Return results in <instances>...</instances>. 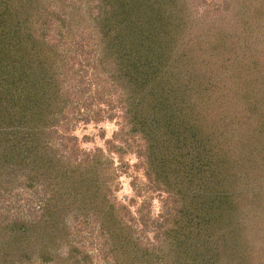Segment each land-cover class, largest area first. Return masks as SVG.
Here are the masks:
<instances>
[{
  "label": "trees",
  "instance_id": "16d2710c",
  "mask_svg": "<svg viewBox=\"0 0 264 264\" xmlns=\"http://www.w3.org/2000/svg\"><path fill=\"white\" fill-rule=\"evenodd\" d=\"M171 1L0 0V191L23 175L31 185L41 183L44 201L28 223L1 218L0 264L34 255L40 264H92L71 236L84 216L107 236L101 256L108 264H264L246 261L256 240L242 234L250 228L239 215L234 180L241 179L228 167L243 166L251 185L264 179V77L253 64L256 77L240 79L242 88L185 81L182 68L193 67L192 53L206 46L172 58L180 28L166 14ZM223 37L218 33L215 42ZM241 48L251 46L241 42ZM86 49L100 66L92 78L108 95L102 103L112 111L117 94L121 125L137 141L145 174L167 194L155 217L128 209L126 217L116 215L102 148L63 153L57 146L64 143L61 116L73 111L72 94L79 91L70 86L82 81L67 69L62 51L86 55ZM261 192H253V202Z\"/></svg>",
  "mask_w": 264,
  "mask_h": 264
},
{
  "label": "rangeland",
  "instance_id": "374dc122",
  "mask_svg": "<svg viewBox=\"0 0 264 264\" xmlns=\"http://www.w3.org/2000/svg\"><path fill=\"white\" fill-rule=\"evenodd\" d=\"M171 3V6H167L166 14L171 16L170 22L177 26L175 28H180L179 40L173 48L172 58L175 59L184 50L193 52L198 44L206 46L198 53L197 51L192 53L195 57L194 61L197 62L193 67L183 69L182 65L176 64L178 69L185 70L183 73L185 81L191 79V82L200 80L202 82L204 80L208 87L215 86L216 89L224 91L226 85H229V88L237 85L242 88L244 83L240 79H248L250 82L251 76L256 77V70H260L257 73L258 76L264 77V0H229L228 4H224L222 0H172ZM218 33L223 34L224 37L216 43L215 35ZM245 38L246 41L243 42ZM241 42L244 45H250L251 49L243 50ZM214 44H217L215 55L213 58L209 57L210 61L207 62V54L215 46ZM253 46L255 48L252 49ZM86 52L85 55L73 50L68 53L62 51L64 54L62 58H64L67 69L74 74L78 72L76 77L83 81L76 82L78 85H74V88L72 84L69 90L78 88L81 91L83 88L84 91L72 94L74 109L73 111L72 107L67 109L61 116L63 123L58 128V132L63 130L64 143L62 146L60 144L57 146L63 153L68 152L72 146L77 147L78 151L85 152H92L97 147L102 148L105 157L111 163L108 198L115 206L116 215L124 218L128 209L137 216L141 213L155 217L162 211L167 194L155 188V183L146 176L145 166L137 151V141L121 125L118 105L115 103L118 100L117 94L112 92V105L114 106L112 111L109 110L108 101L102 103L108 99V95L103 96L96 79L92 78L99 76L98 72L101 74L100 66L95 68L92 65L96 63V53L91 49H86ZM223 56H225V61L220 64ZM173 64L175 65V62ZM253 64L257 65L256 70L255 67L250 70V65ZM84 65L87 68L86 72L81 67ZM78 69L80 70L77 71ZM259 81L257 77L256 82L253 81L254 85H258ZM254 90L257 91V89ZM250 96L255 99L256 94H250ZM262 100L259 101L262 102ZM261 104H258V108ZM65 116L67 125L64 124ZM228 167L229 170H235L241 179V183L237 181L238 177L234 180L237 184L236 189L240 190H237V193L241 192L240 196H237L242 202V205L238 207L240 213L242 212L239 215L244 217L250 228L242 234H247L256 240L250 257L246 261L262 260L264 262V179L251 185L248 178L251 174L245 177V174L241 173L243 166L242 168ZM40 184L38 182L31 185L23 175H18L16 180H10L9 184L0 191V220L5 218L9 223H28L35 220L42 212L41 207L44 202ZM257 189L263 190L260 195L261 199L253 202L254 199L251 197ZM123 205L124 209L121 207ZM169 205L170 202H168ZM67 217L71 220V213ZM87 217L84 216L77 226L73 227L72 240L78 248L91 256L92 264H108L110 259L107 257L103 259L101 256L102 252L106 253L108 249V244L105 243L107 236L100 232L93 217ZM148 236L149 239L152 238L151 231L148 232ZM49 247L55 248V246ZM62 247V251L66 253L67 245ZM219 250L225 253L229 249L220 248ZM60 254L64 255L61 252ZM61 255L59 258L63 257ZM39 262L40 259L34 255L22 264H40Z\"/></svg>",
  "mask_w": 264,
  "mask_h": 264
}]
</instances>
